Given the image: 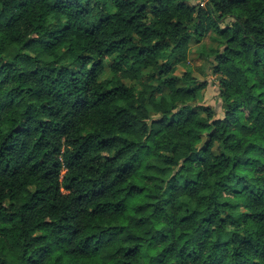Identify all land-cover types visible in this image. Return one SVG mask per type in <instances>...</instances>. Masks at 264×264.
I'll return each mask as SVG.
<instances>
[{
    "label": "clouds",
    "instance_id": "1",
    "mask_svg": "<svg viewBox=\"0 0 264 264\" xmlns=\"http://www.w3.org/2000/svg\"><path fill=\"white\" fill-rule=\"evenodd\" d=\"M0 264H264V0H0Z\"/></svg>",
    "mask_w": 264,
    "mask_h": 264
}]
</instances>
